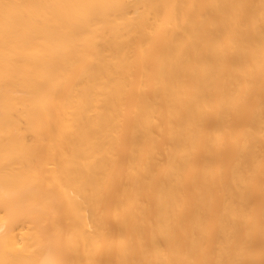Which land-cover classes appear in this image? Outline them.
<instances>
[{"label":"bare ground","instance_id":"6f19581e","mask_svg":"<svg viewBox=\"0 0 264 264\" xmlns=\"http://www.w3.org/2000/svg\"><path fill=\"white\" fill-rule=\"evenodd\" d=\"M0 264H264V0H0Z\"/></svg>","mask_w":264,"mask_h":264}]
</instances>
